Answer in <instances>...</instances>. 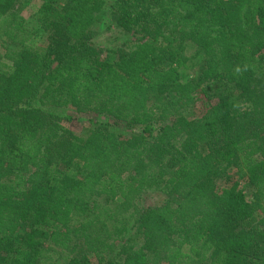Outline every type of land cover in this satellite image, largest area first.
Listing matches in <instances>:
<instances>
[{
    "label": "trees",
    "instance_id": "obj_1",
    "mask_svg": "<svg viewBox=\"0 0 264 264\" xmlns=\"http://www.w3.org/2000/svg\"><path fill=\"white\" fill-rule=\"evenodd\" d=\"M0 44V264H264V0H0Z\"/></svg>",
    "mask_w": 264,
    "mask_h": 264
},
{
    "label": "rangeland",
    "instance_id": "obj_2",
    "mask_svg": "<svg viewBox=\"0 0 264 264\" xmlns=\"http://www.w3.org/2000/svg\"><path fill=\"white\" fill-rule=\"evenodd\" d=\"M31 14V11L25 10L24 15L28 18ZM32 25L35 24V22H31ZM114 21L113 17L110 12H104L101 14L98 18V22L96 26L94 27V30L97 33V43L98 47L103 50V57L105 58H113L112 54L109 52L110 49L112 50H118L120 46L127 41L129 36L127 34L120 33L115 27H114ZM112 27V31H108V28ZM48 34L45 32H40L38 35L37 40H35V46L40 47L43 44L47 45L48 43ZM192 53L191 51L188 53L190 56ZM5 55V47L4 45L0 44V61L3 60ZM111 57V58H110ZM201 67V63L199 59H195L187 64V66L182 69V79L184 81H187L189 78L196 75V73L199 71ZM53 111L59 112V113H66L69 115L74 116V120L72 121L71 125L69 126V129L73 132V134L77 136H85L89 132V129L92 128L91 125V116L88 115H76V112L72 108L68 109H61V108H52ZM204 111V104L201 102L198 103L195 107V110L193 113L189 116L191 119H194L196 117H199ZM163 196L159 195V193L149 192L146 196L142 198L140 201V204L143 206H149V205H158L161 204L163 201Z\"/></svg>",
    "mask_w": 264,
    "mask_h": 264
}]
</instances>
